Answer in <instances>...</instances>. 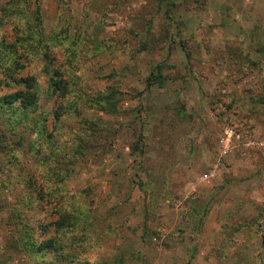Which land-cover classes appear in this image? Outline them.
<instances>
[{
    "label": "rangeland",
    "instance_id": "rangeland-1",
    "mask_svg": "<svg viewBox=\"0 0 264 264\" xmlns=\"http://www.w3.org/2000/svg\"><path fill=\"white\" fill-rule=\"evenodd\" d=\"M0 264H264V0H0Z\"/></svg>",
    "mask_w": 264,
    "mask_h": 264
},
{
    "label": "trees",
    "instance_id": "trees-1",
    "mask_svg": "<svg viewBox=\"0 0 264 264\" xmlns=\"http://www.w3.org/2000/svg\"><path fill=\"white\" fill-rule=\"evenodd\" d=\"M17 84H24V88H26V92L18 91L14 94L8 95L5 97L4 102L7 104H15L16 107H20L22 109L28 108L30 105H32L36 100L34 97V94H31L30 90H33V84L32 81L29 79H20L19 81H16ZM147 85L149 86V78L147 80ZM56 89L64 90V88H61L59 83L55 80L54 86L52 91L55 92ZM29 244V250L32 255H38L40 250L42 248H47L52 245V240L49 241H43L38 246L35 243L31 244V241H28Z\"/></svg>",
    "mask_w": 264,
    "mask_h": 264
},
{
    "label": "crops",
    "instance_id": "crops-1",
    "mask_svg": "<svg viewBox=\"0 0 264 264\" xmlns=\"http://www.w3.org/2000/svg\"><path fill=\"white\" fill-rule=\"evenodd\" d=\"M221 32H223V31H220L219 33H218V35L219 36H222V33ZM226 35V32L224 31V35L223 36H225ZM214 45H212L211 47H213ZM218 47H220V45H218ZM218 50H219V48H218Z\"/></svg>",
    "mask_w": 264,
    "mask_h": 264
},
{
    "label": "built area",
    "instance_id": "built-area-1",
    "mask_svg": "<svg viewBox=\"0 0 264 264\" xmlns=\"http://www.w3.org/2000/svg\"><path fill=\"white\" fill-rule=\"evenodd\" d=\"M225 134L227 135V134H232V131H227V132H225Z\"/></svg>",
    "mask_w": 264,
    "mask_h": 264
}]
</instances>
